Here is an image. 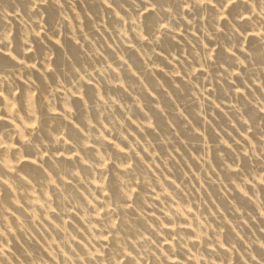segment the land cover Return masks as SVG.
<instances>
[{
    "label": "rangeland",
    "instance_id": "obj_1",
    "mask_svg": "<svg viewBox=\"0 0 264 264\" xmlns=\"http://www.w3.org/2000/svg\"><path fill=\"white\" fill-rule=\"evenodd\" d=\"M0 264H264V0H0Z\"/></svg>",
    "mask_w": 264,
    "mask_h": 264
}]
</instances>
